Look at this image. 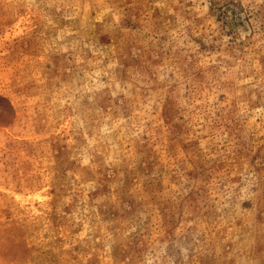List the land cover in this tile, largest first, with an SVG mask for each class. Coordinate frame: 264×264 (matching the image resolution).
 Returning <instances> with one entry per match:
<instances>
[{"label":"rangeland","instance_id":"1","mask_svg":"<svg viewBox=\"0 0 264 264\" xmlns=\"http://www.w3.org/2000/svg\"><path fill=\"white\" fill-rule=\"evenodd\" d=\"M0 264H264V0H0Z\"/></svg>","mask_w":264,"mask_h":264}]
</instances>
